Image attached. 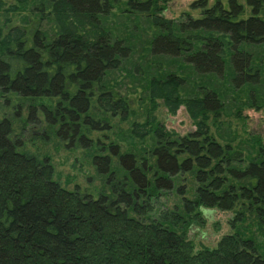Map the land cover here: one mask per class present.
Wrapping results in <instances>:
<instances>
[{"label": "trees", "instance_id": "1", "mask_svg": "<svg viewBox=\"0 0 264 264\" xmlns=\"http://www.w3.org/2000/svg\"><path fill=\"white\" fill-rule=\"evenodd\" d=\"M47 2L45 16L57 28L52 40L41 29L43 17L0 28V93L27 102L23 124L39 112L46 137L96 148L91 158L101 186L97 196L61 186L49 157L24 151L13 138L14 120L0 119V264H264L256 240L264 237V142L253 137L246 147L222 144L208 121L223 110L219 93L201 88L183 98L184 78L168 74L149 82L152 107L162 100L175 114L184 106L194 131L179 136L152 118L131 122L126 134L131 146L151 140L147 148L92 143L90 129L106 128L111 116H129V101L103 78L130 48L101 25L109 0ZM16 3L7 11L25 10L28 0ZM191 6L201 14L176 23L154 13L151 0L131 3L159 30L151 53L181 58L195 72L219 79L229 74L234 88L259 83L264 0H196ZM251 46H260L262 55ZM169 192L178 197L171 205L161 200ZM213 208L233 213L231 232L214 247L195 250L188 230L202 225Z\"/></svg>", "mask_w": 264, "mask_h": 264}, {"label": "rangeland", "instance_id": "2", "mask_svg": "<svg viewBox=\"0 0 264 264\" xmlns=\"http://www.w3.org/2000/svg\"><path fill=\"white\" fill-rule=\"evenodd\" d=\"M0 28L7 30L11 26L27 25L30 19L41 20V29L46 40H52L57 34L55 22L50 14L45 16L50 8L47 0H28L25 10L8 12V7L16 5V0H1ZM135 1L148 0H109L110 11L100 16L101 25L107 29L114 39H121L130 48L127 58L120 66L109 70L103 78L108 89L117 91L121 97L129 101V116L127 120H120L119 116H111L104 129H90L87 136L92 143H109L119 141L121 149L128 146V132L131 122H144L154 118L155 124L163 125L166 130L183 136L195 130L196 125L184 106H180L175 114H170L162 100H156L154 108L148 97L149 82L152 78H164L168 74H176L184 78V85L179 91L181 97L196 95L201 88L215 89L223 102V110L217 119L209 116L210 131L222 144L231 142L235 146L246 147L248 141L260 138L264 142V67L259 83L254 86L244 85L241 88L231 86L229 74L219 79L212 74H201L194 71L190 64L181 58L168 55H155L150 51L153 37L158 33L146 11H138L131 7ZM156 5V12L176 23L183 22L188 15L196 18L201 14V8L192 7L196 0H151ZM244 2V0H239ZM131 2V3H130ZM215 0H208L211 5ZM224 4L227 0H222ZM44 7H43V6ZM43 7L44 16L38 11ZM8 20V21H7ZM256 56L260 57L263 50L260 46L249 47ZM27 102L14 94L0 93V119L7 117L14 120L13 138L20 139L24 151L36 154L42 158L49 157L53 167V177L61 186L67 189L75 187L83 192L97 196V188L101 181L96 175L92 163V154L96 148H83L79 145H69L67 140H61L52 135H44L45 124L38 112L35 120H27ZM20 118V119H19ZM216 121V124L213 123ZM127 134V136H126ZM150 140V137L148 141ZM149 142H134V149L147 148ZM104 153V152H103ZM184 181V180H183ZM182 181V182H183ZM167 205L178 200L174 192L161 197ZM231 211L208 209L204 215L202 225L193 224L188 230V238L193 242L194 249L202 246L214 247L222 235L231 232L229 219ZM256 240L264 251V237L256 235Z\"/></svg>", "mask_w": 264, "mask_h": 264}]
</instances>
